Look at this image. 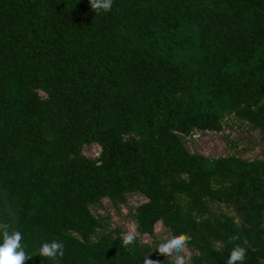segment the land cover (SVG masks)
<instances>
[{"label":"trees","instance_id":"trees-1","mask_svg":"<svg viewBox=\"0 0 264 264\" xmlns=\"http://www.w3.org/2000/svg\"><path fill=\"white\" fill-rule=\"evenodd\" d=\"M229 111L264 133V0H113L98 14L88 0H0V223L21 232L24 264H54L36 255L51 239L58 264H174L93 238L91 205L130 192L147 199L137 231L187 234L189 264H225L231 236L262 264L264 159L193 154L181 138L222 130ZM208 201L237 217L198 218Z\"/></svg>","mask_w":264,"mask_h":264},{"label":"rangeland","instance_id":"rangeland-1","mask_svg":"<svg viewBox=\"0 0 264 264\" xmlns=\"http://www.w3.org/2000/svg\"><path fill=\"white\" fill-rule=\"evenodd\" d=\"M42 98H48L45 91L39 90ZM222 130L201 131L194 129L189 135H181L182 141L193 154H201L210 158L222 156H238L247 160L264 159V133L247 119L227 112L222 118ZM101 147L97 143L85 145L83 154L89 158L97 159L100 156ZM177 201L183 211L187 202L185 195H177ZM146 197L139 192H130L124 195L123 200H113L108 197L100 202L91 205V211L99 222L93 238L98 239L104 235L113 238L119 237L121 233L132 230L137 241L143 246H155L159 238H167L172 234L171 230L162 222L155 225L152 235L140 234L136 228V209L146 202ZM208 211L198 218L205 216L219 217L222 214H229L237 217L233 206L217 201L207 202ZM264 225V215L262 218ZM218 249L222 248L221 243H216ZM198 251L190 246H185L180 255L184 256V264H189L193 255ZM174 255V254H173ZM174 261L175 257L166 256ZM264 264V259L262 260Z\"/></svg>","mask_w":264,"mask_h":264},{"label":"clouds","instance_id":"clouds-1","mask_svg":"<svg viewBox=\"0 0 264 264\" xmlns=\"http://www.w3.org/2000/svg\"><path fill=\"white\" fill-rule=\"evenodd\" d=\"M88 3L95 14L108 12L111 10L113 0H88ZM136 234L130 229L119 235L121 247L128 248L136 240ZM190 236L183 232H177L167 238H159L155 243V251L166 256L175 257L174 264H184V256L180 253L184 250ZM238 237L228 238V244L232 245L229 249L225 264H244L246 258L247 242L233 243ZM174 254V255H173ZM36 255L48 258L58 264L59 258L64 255L63 242L58 239L41 242L36 249ZM150 254L143 257V264H159V261L151 259ZM33 256L26 252V247L22 243L20 231L10 229L7 223H0V264H24Z\"/></svg>","mask_w":264,"mask_h":264}]
</instances>
